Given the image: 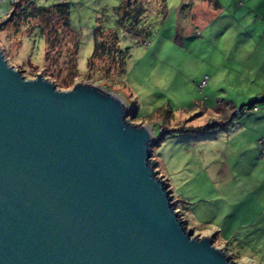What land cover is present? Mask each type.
I'll list each match as a JSON object with an SVG mask.
<instances>
[{
  "label": "rangeland",
  "instance_id": "1",
  "mask_svg": "<svg viewBox=\"0 0 264 264\" xmlns=\"http://www.w3.org/2000/svg\"><path fill=\"white\" fill-rule=\"evenodd\" d=\"M55 1L35 4L47 7ZM120 1H64L70 30L78 39V76L86 73L96 18L113 26L112 9ZM155 1L146 4L142 23L148 36L143 42L116 30L117 48L126 50V57L123 74L110 90L76 78L63 91L90 85L116 96L127 121L148 126L152 140L169 132L150 148L149 163L155 177L164 181L185 230L210 238L234 264H264V226L260 221L248 225L250 216L260 212L252 209H257L255 202L264 201V164L252 155L255 138H264L263 105H256L261 110L256 116L233 117L247 106L242 104L254 100L247 97L264 86V75L257 81L260 69L252 65L264 59V0H217L219 10L208 9L214 14L211 25L195 31L180 9L181 0H166L165 15L157 12ZM2 20L0 53L6 64L21 71L24 79L39 75L62 80L63 75L51 70L53 76L47 77L43 40L35 31L30 33L35 22L16 33ZM243 119V131L238 124L230 125Z\"/></svg>",
  "mask_w": 264,
  "mask_h": 264
},
{
  "label": "water",
  "instance_id": "2",
  "mask_svg": "<svg viewBox=\"0 0 264 264\" xmlns=\"http://www.w3.org/2000/svg\"><path fill=\"white\" fill-rule=\"evenodd\" d=\"M113 94L24 79L0 53V264H234L186 231Z\"/></svg>",
  "mask_w": 264,
  "mask_h": 264
},
{
  "label": "trees",
  "instance_id": "3",
  "mask_svg": "<svg viewBox=\"0 0 264 264\" xmlns=\"http://www.w3.org/2000/svg\"><path fill=\"white\" fill-rule=\"evenodd\" d=\"M147 2L148 0H121L119 5L112 9L113 26L110 28L101 23L100 18V20L96 18L91 34L92 52L87 60L86 73L81 77L78 76L75 66L78 39L69 27L68 4L59 2L42 7L37 6L33 0H22L12 6L11 12L2 20V24H9L17 33L20 29L28 27L31 22H35V25L30 28V33L35 31L43 40V62L45 71L49 72L47 77L53 76L54 71L58 75H63L62 80L57 81L56 76H53V80L49 81L56 89L63 91L76 78H80L110 90L109 86L116 84L118 77L123 74L126 57V50L117 48L116 30L120 29L143 42L144 37L148 36L145 24L142 23ZM165 2L166 0L156 2L157 12L162 15L166 14ZM254 105L255 102H251L241 110H251ZM130 115L134 117L133 113ZM168 133L164 132L157 140H152L150 148L156 146Z\"/></svg>",
  "mask_w": 264,
  "mask_h": 264
},
{
  "label": "crops",
  "instance_id": "4",
  "mask_svg": "<svg viewBox=\"0 0 264 264\" xmlns=\"http://www.w3.org/2000/svg\"><path fill=\"white\" fill-rule=\"evenodd\" d=\"M35 1L36 0H34V2ZM40 1L43 2L45 0H40ZM64 1L65 0H57V1L54 2V4L55 3H59V2H64ZM184 1H186V0H181L180 1V6H181L180 9L183 8V10H181V11L187 16L186 18L189 19L188 21H189V24L192 25L193 31L197 30V28H199V27L200 28H204V26L207 27L208 24L211 25V23L213 22L214 14L213 15L210 14L208 9L211 8L213 10V12H215V13H216L217 10H219V6H218V3H217V0H188L189 1V5H191L190 7H188L189 5L186 7L185 4H184ZM186 9H188V12H187ZM191 12H192V14H191ZM240 62L242 64L243 60L240 59ZM252 65L255 66L256 69H260L261 77L257 81H263L264 59H261V60L255 62V63H252ZM232 72H234V71H232ZM247 98L250 99V100L254 98V100H251V102H255V105H254L253 109L248 110L245 114H243L241 116H246V117L249 116V115L256 116L258 111H259L258 114H260V111L264 110V86H263V88H261L260 91H256L254 96H249ZM207 100L208 99L206 98L204 102H206ZM251 102H249V103H251ZM228 103L230 104V106L237 107V104L235 102L229 101ZM249 103L248 102L246 104H242L241 103L242 104L241 106L248 105ZM259 104L263 105L262 106L263 108L261 110H259L258 109L259 107L256 106V105H259ZM210 107L213 108L212 105ZM210 107H208L207 110L206 109L205 110L206 111H210ZM201 108L202 107H200L199 109H201ZM203 109L204 108H202V110L200 111L201 114L204 113ZM132 113H133V115H135V111L134 112L132 111ZM252 116H250V117H252ZM245 122H246V119H243V120H241L240 123L230 122V125L236 126L238 124L239 125L238 126V130L239 131H243ZM141 126H143V124H141ZM146 127H148V126H146ZM255 139L258 140L260 138L256 137ZM262 139H264V138H262ZM256 140L254 142L255 143V148H256ZM252 155L254 156V158H255V160L257 162H261L262 164H264L262 161H260V159L258 157L257 148H256V151H254V153ZM255 204L257 206V209H255V208H252V209L256 210V211H260V212L255 214L254 216H250L249 219L252 220V221H250L248 223V225H250V226L251 225H256L258 223V221H260L262 223V225L264 226V201H261V202H258V203L255 202Z\"/></svg>",
  "mask_w": 264,
  "mask_h": 264
},
{
  "label": "built area",
  "instance_id": "5",
  "mask_svg": "<svg viewBox=\"0 0 264 264\" xmlns=\"http://www.w3.org/2000/svg\"><path fill=\"white\" fill-rule=\"evenodd\" d=\"M21 1L22 0H0V18H6L11 12L12 6ZM247 111V109H237L233 116L243 115ZM256 147L258 149V157L260 161L264 163V139L256 140Z\"/></svg>",
  "mask_w": 264,
  "mask_h": 264
}]
</instances>
